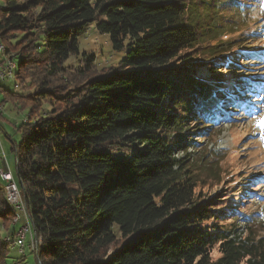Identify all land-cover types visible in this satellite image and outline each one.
Masks as SVG:
<instances>
[{
    "label": "trees",
    "instance_id": "trees-1",
    "mask_svg": "<svg viewBox=\"0 0 264 264\" xmlns=\"http://www.w3.org/2000/svg\"><path fill=\"white\" fill-rule=\"evenodd\" d=\"M209 5L217 10L207 17ZM223 5L0 0V41L17 65L14 92H23L10 99L31 106L14 146V178L40 264H264V235L250 227L247 234L238 223L249 202L225 167L236 152L204 151L197 159L185 137L207 134L221 118L217 110L240 98L232 92L237 82L224 85L213 72L244 69L252 58L264 62V24L250 33L258 46L214 57L225 49V26L216 21L228 18ZM232 16L238 24L239 13ZM90 28L107 35L114 52L124 51L116 67L99 70L95 56L80 51ZM65 75L80 82L54 83ZM110 149L128 150L130 158L116 159ZM1 179L0 222L8 236L0 228V264H8L24 218L13 224L18 214ZM206 186L226 192L203 195ZM244 192L255 196L253 188Z\"/></svg>",
    "mask_w": 264,
    "mask_h": 264
},
{
    "label": "rangeland",
    "instance_id": "rangeland-1",
    "mask_svg": "<svg viewBox=\"0 0 264 264\" xmlns=\"http://www.w3.org/2000/svg\"><path fill=\"white\" fill-rule=\"evenodd\" d=\"M223 4L220 11L227 9L229 15H227L228 18L216 15L217 24H224L225 26V31L222 34V43L225 49L214 56L215 58L220 57V59L223 56L240 54L244 49L258 46L259 41L250 33L252 29L264 24V0H223ZM193 10L196 13L199 11L196 7H193ZM203 10L205 16L210 17L211 12L217 9L209 5L206 10L204 8ZM237 12L241 18L237 22L238 24H235L232 15H237ZM0 43L2 42L0 41ZM261 46L264 47V44L262 43ZM79 47L81 52L85 51L95 56V63L99 70L111 66L116 67L124 58V51L114 52L109 37L98 34L94 28H90L79 38ZM12 55L15 54L12 53ZM248 58L249 56L246 57V60ZM255 59L257 60V58ZM256 60L252 58L250 64L244 69L233 67L231 69H218L213 72V74L219 73L218 76L223 79L224 85L232 86L237 82V89L232 90V92L239 91L240 98L236 100L234 106H228L225 112L217 110L221 118H217V120L215 117V124L207 134L194 135V132H188L185 137L189 146L188 153L197 159L206 156L204 151H207V155L209 152H222V154L230 151L236 152L231 156H227V158L225 157V167L230 169L232 175L231 185L236 184V189L238 188L241 191L242 198L248 196L247 200L249 202L246 204L245 216L238 223L243 230L245 226L248 228L247 234L254 231L261 236L264 235V126H261V122H264V62L256 64ZM76 62L75 59L70 60V64L73 66L76 65ZM245 64L244 61L238 63L241 66ZM63 77L64 80H59V77V79L54 80V83L56 85L72 86L80 82L78 79H73V77H77L74 75ZM0 87L6 91V94L0 93V103L4 107V112L0 116V156L4 152L8 161L7 167L5 161L0 160V169L5 172L10 170L15 176L16 156L14 146L20 145L22 141V132L19 131V127L28 120L31 106L28 105L24 108L14 106L10 95L23 94L22 91L14 92L17 89L14 81L0 80ZM225 89L227 88L225 87ZM15 127L17 128L15 129ZM235 147H237L236 151H234ZM259 147H261V150H259ZM108 152L116 159L130 158L128 150L115 151L112 149ZM178 157H184L182 152H179ZM250 188L255 191L254 197L249 196L248 193L244 195V191H248ZM203 190V195L207 194L208 196L218 191L226 192L224 186L222 189H220V186L211 189L206 186ZM249 218L252 220L250 221ZM0 228L4 237L8 236L6 230L2 228L1 222ZM30 247L31 242L28 241L23 257L19 252V248L14 243L10 244L7 263L39 264L38 256H34L35 254L32 253ZM214 256V259L220 257L216 253ZM22 257L24 260L19 262Z\"/></svg>",
    "mask_w": 264,
    "mask_h": 264
},
{
    "label": "built area",
    "instance_id": "built-area-1",
    "mask_svg": "<svg viewBox=\"0 0 264 264\" xmlns=\"http://www.w3.org/2000/svg\"><path fill=\"white\" fill-rule=\"evenodd\" d=\"M1 73L2 71H0V80ZM3 112L4 107H0V116L3 114ZM0 160L5 161L8 167V161L4 152H2ZM0 175L2 176V178H4L6 195H9V201L15 205V210L18 214V217H24V224H18V231L16 232L14 244L18 248V242L31 241V251L36 256V245L38 244L35 241V233L32 231L31 225L28 222L27 209L22 199L20 190L17 187V182L15 181V178L10 170H8L7 172L0 170ZM19 252L22 256H25L22 250H19Z\"/></svg>",
    "mask_w": 264,
    "mask_h": 264
},
{
    "label": "bare ground",
    "instance_id": "bare-ground-1",
    "mask_svg": "<svg viewBox=\"0 0 264 264\" xmlns=\"http://www.w3.org/2000/svg\"><path fill=\"white\" fill-rule=\"evenodd\" d=\"M2 60V62H1ZM17 70V65L16 63L11 60L10 58H8L6 56V47L4 46V44L0 43V71H2L1 73V80H10V81H16V74L15 71ZM17 87V86H16ZM0 107H3L2 103H0ZM1 176V175H0ZM2 177V176H1ZM0 177V178H1ZM4 180V178H2ZM18 187V186H17ZM7 199L9 201V195H7ZM9 203L15 207L14 204H12L10 201ZM20 218H24V217H18V215L16 216V218L14 219V223L16 224ZM28 222L29 218H28ZM32 228V227H31ZM32 231L34 232V230L32 229ZM35 233V232H34ZM36 238V235H35ZM7 242H10V239L6 240ZM28 241H24V242H18V248L19 250H22V252L25 253V247L27 245ZM31 242V241H30ZM36 243H37V239H36ZM31 248V247H30ZM25 255V254H24ZM35 256V255H34ZM36 256H38V246L36 245ZM38 259V257H37ZM37 263V262H36ZM40 264V263H39Z\"/></svg>",
    "mask_w": 264,
    "mask_h": 264
},
{
    "label": "crops",
    "instance_id": "crops-1",
    "mask_svg": "<svg viewBox=\"0 0 264 264\" xmlns=\"http://www.w3.org/2000/svg\"><path fill=\"white\" fill-rule=\"evenodd\" d=\"M0 170H1V169H0ZM20 219H22V218H20ZM20 219H19V220H20ZM18 222H19V221H18ZM18 222H17V223H18ZM23 223H24L23 220H21L19 224H23ZM17 231H18V230H17ZM17 231H16V232H17Z\"/></svg>",
    "mask_w": 264,
    "mask_h": 264
},
{
    "label": "snow or ice",
    "instance_id": "snow-or-ice-1",
    "mask_svg": "<svg viewBox=\"0 0 264 264\" xmlns=\"http://www.w3.org/2000/svg\"><path fill=\"white\" fill-rule=\"evenodd\" d=\"M261 126H264V122H261Z\"/></svg>",
    "mask_w": 264,
    "mask_h": 264
}]
</instances>
